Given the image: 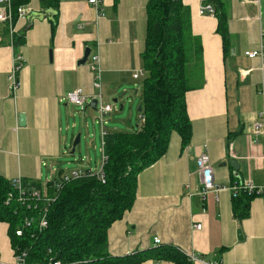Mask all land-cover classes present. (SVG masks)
<instances>
[{
  "label": "crops",
  "instance_id": "1",
  "mask_svg": "<svg viewBox=\"0 0 264 264\" xmlns=\"http://www.w3.org/2000/svg\"><path fill=\"white\" fill-rule=\"evenodd\" d=\"M147 1L101 0L99 14L86 0H59L55 10L42 6L40 0H29L21 5L27 13L17 15L13 27L11 20L0 22L3 177L14 184L22 177L38 180L45 194H51L49 180L63 179L75 170H99L104 154L102 129H119L105 128L108 120H104L99 167L92 165L88 152L82 165L64 167L63 157L71 154L72 146L65 133L71 128L68 115L72 104L66 95L75 88H81L89 101L100 94L102 101L112 106L107 114L113 112L111 101L115 98L122 104L121 110L125 100L130 108L135 99L141 106ZM223 1L230 32L225 57L214 12L202 10L207 0H181L189 10L191 34L201 44L199 60L190 61L187 68L190 141L182 146L178 133L172 132L165 153L138 174L132 206L107 229V251L112 256L165 244L200 256L193 264H264V195L252 193L246 218L238 220L232 212L235 186H264V135L251 132L264 109V96L259 93L264 59L245 54L264 46V0ZM45 10L51 15L31 17ZM19 33H24V42L14 46L12 34ZM86 48L90 53L81 63ZM92 55L99 59V88L94 86ZM17 56L21 63L13 93L9 75ZM134 73L138 77H133ZM86 105L84 110L79 108L83 115L92 111ZM137 112L141 121L138 107ZM201 153L209 156L213 181L218 185L205 198L199 193L197 158ZM196 223L201 227L195 228ZM14 254L8 224L0 221V264H13ZM140 264L175 263L145 260Z\"/></svg>",
  "mask_w": 264,
  "mask_h": 264
},
{
  "label": "trees",
  "instance_id": "2",
  "mask_svg": "<svg viewBox=\"0 0 264 264\" xmlns=\"http://www.w3.org/2000/svg\"><path fill=\"white\" fill-rule=\"evenodd\" d=\"M28 1L11 0L12 27L18 7ZM40 2L54 10L59 4V0ZM207 3L214 9L225 57L230 49L226 5L223 0ZM23 34H12L14 46L24 42ZM200 56L201 44L191 34L188 7L181 0H148L141 53L146 74L141 80L139 128L106 130L103 152L107 159L102 178L90 169H83V175L69 181L55 177L47 182L54 196L52 192L45 194L38 180L22 177L18 189L0 174V221L8 224L15 254L24 252L28 264L56 260L63 264H140L145 260L193 264L182 250L165 244L112 256L107 251V229L132 206L138 174L165 153L171 133H178L182 146L190 141L191 122L185 102L186 91L191 88L187 68ZM253 197L241 190L232 198L235 218L241 220L249 215ZM42 215L46 224L40 226ZM17 230L21 233L16 234Z\"/></svg>",
  "mask_w": 264,
  "mask_h": 264
},
{
  "label": "built area",
  "instance_id": "3",
  "mask_svg": "<svg viewBox=\"0 0 264 264\" xmlns=\"http://www.w3.org/2000/svg\"><path fill=\"white\" fill-rule=\"evenodd\" d=\"M88 3L94 5L96 8H98V13L100 14V10H102L101 8V0H86ZM202 10L208 13H213L214 9L213 7L208 4L205 3L204 5H202ZM27 13V8L24 6H20L17 9V15L19 16H23ZM11 20V10H10V0H0V22H10ZM248 57H255V56H259L260 58L264 59V46H260L259 49L257 50H253V51H246L245 53ZM20 63H21V58L20 56L15 57L14 60V66L13 69L9 75V87L10 90L14 93L18 87V80L16 78V73L20 67ZM90 66L92 68V70L95 72V78H94V86L99 88L100 87V77H99V59L97 55H92L91 56V63ZM133 77H138V73H134ZM259 93L262 94L264 96V79L262 80L261 86H260V90ZM67 101L77 105L81 110H84L86 103H88L89 98L88 96L83 92V90L81 88H75L72 91H69L66 95ZM96 103H97V118H99V120L103 123L104 122V116L110 112L112 110V106L111 104L108 103H104L101 99L100 94H98L96 97ZM106 130L102 129V135L104 136ZM251 132L254 135L257 134H263L264 135V109H262L259 112V117L256 120L255 123L252 124L251 126ZM106 156L103 154L102 155V162H101V166L99 168L97 172V176L102 178L103 176V170H102V166L106 161ZM197 167H198V173H199V179H200V184H201V188H200V195L202 196V198H205L206 194L212 192V191H216L218 188V185L214 183L213 181V168L210 164V160H209V156L206 153H201L198 158H197ZM81 175H83V170H75L73 173H71L70 176H65L63 177L64 181H69L70 179H75L80 177ZM52 181V180H49ZM56 183V182H55ZM16 187L18 189H20L21 187V183L20 180L18 179V181L15 182ZM59 186V184H57ZM241 190H245L247 193L252 194V193H256V194H263L264 195V186H257L254 185L252 183H244L242 185H239L238 187L235 186L233 188V195L236 196L238 194L239 191ZM33 195L38 196L39 194L37 192H34ZM26 224H29V221L26 219L25 220ZM46 224L44 215H42L41 219H40V226H43ZM195 228H200L201 224L200 223H196ZM21 231L17 230L16 234H20ZM154 242L158 243L159 239L157 237L154 238ZM184 254L193 262H197L200 259V256L194 254L191 251H183ZM13 264H28L27 261L25 260V253L24 252H20V253H16L14 254V261ZM48 264H63L60 261L56 260V261H52ZM69 264V263H66ZM210 264H217V263H210Z\"/></svg>",
  "mask_w": 264,
  "mask_h": 264
},
{
  "label": "rangeland",
  "instance_id": "4",
  "mask_svg": "<svg viewBox=\"0 0 264 264\" xmlns=\"http://www.w3.org/2000/svg\"><path fill=\"white\" fill-rule=\"evenodd\" d=\"M136 102L137 100L135 99L130 108V104L125 100L123 110H119L120 103L111 101L115 108L113 112L105 115L104 119L107 118L108 120L105 128H117L119 130L127 131L136 130V127L141 124V121L138 118V105ZM69 108L71 110L68 115V119L70 120L71 128L69 131L65 130V133H67L68 136V145L74 141L78 133H80V142L77 144L74 154H68L67 152L64 155L62 162L64 167L82 165L86 158L85 153L87 152L92 158V165L94 167H99L102 155L100 141L101 126H104V124L99 120V118H97L98 113L94 110H88L86 115H83L78 106L70 104ZM72 123H74L75 126H72ZM52 194L54 196L55 192L52 191Z\"/></svg>",
  "mask_w": 264,
  "mask_h": 264
},
{
  "label": "water",
  "instance_id": "5",
  "mask_svg": "<svg viewBox=\"0 0 264 264\" xmlns=\"http://www.w3.org/2000/svg\"><path fill=\"white\" fill-rule=\"evenodd\" d=\"M51 15V12L48 11V10H45V11H42L40 13H36V14H32L31 17H46V16H50ZM90 53V49L89 48H86L84 50V53H83V56L82 58L80 59L79 62L81 63H84L88 57ZM113 102H117V99H113ZM95 104H96V99L95 98H92L90 99V101L88 102V104L86 105V107L90 106V108L92 110L95 109ZM120 110L122 108V104L120 103ZM141 106H138V109L140 110ZM20 122L23 123L24 122V116L21 114L20 115ZM80 141V133H78L74 139V141L72 142V146H71V150H70V153L73 154L74 151H75V146L79 143ZM231 163L235 165L236 168H238V165L236 164V162L234 160H231ZM237 234H238V237L241 238V233H240V230L237 231Z\"/></svg>",
  "mask_w": 264,
  "mask_h": 264
}]
</instances>
